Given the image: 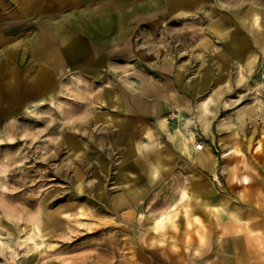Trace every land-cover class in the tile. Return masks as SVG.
Masks as SVG:
<instances>
[{"label":"crops","instance_id":"obj_1","mask_svg":"<svg viewBox=\"0 0 264 264\" xmlns=\"http://www.w3.org/2000/svg\"><path fill=\"white\" fill-rule=\"evenodd\" d=\"M6 1L18 19L0 21V115L12 102L54 99L56 111L82 103L83 114L70 115L82 139L67 147L100 150L103 165L116 160L113 187L100 188L111 210L136 218L149 198L173 202L164 242L149 235L134 264H264V120L247 121L253 115L229 103L236 76L264 54L254 14L240 0H227V18L220 0H118L100 10L28 0L30 16L48 6L51 24L42 17L27 34L24 0ZM185 21L210 22L205 49L155 47L160 28Z\"/></svg>","mask_w":264,"mask_h":264},{"label":"rangeland","instance_id":"obj_2","mask_svg":"<svg viewBox=\"0 0 264 264\" xmlns=\"http://www.w3.org/2000/svg\"><path fill=\"white\" fill-rule=\"evenodd\" d=\"M3 1L0 0V21L12 16L18 19V6ZM117 1L84 0L90 10L113 7ZM220 1V16L227 18L230 6L227 0ZM46 7L37 5L39 11L30 16L33 7L24 0L22 20L28 24L24 32L36 33L31 24L40 23L42 17L51 24V13L42 14ZM239 8L253 13L257 22L253 25L251 21V25L264 31V0H240ZM209 23L166 25V31L160 28L153 38L155 47L182 49L187 54L205 49L201 42L206 40L203 35ZM220 40H212L215 50ZM2 68L0 65V71ZM15 72L19 74L17 68ZM75 91L83 93L82 88ZM233 91L229 103L253 115L245 120L260 124L264 120V54L252 69L236 76ZM62 103L63 107L56 111L54 99L28 100L26 106L12 102L11 113L0 115V235L6 241L8 238L10 247L0 246V264H134L136 253L149 246V235L152 241L164 242L167 223L162 228L158 223L173 202L165 193L149 198V208L143 204L136 218L126 212H113L110 197L101 195L100 188L113 187L116 160L108 157V164L103 165L97 155L100 150L67 147L74 136L82 139V125H74L70 115H82L84 108L82 103ZM91 152L97 157H92ZM34 226L39 229L35 231V243L19 246L18 240L26 237L22 229L30 232Z\"/></svg>","mask_w":264,"mask_h":264},{"label":"bare ground","instance_id":"obj_3","mask_svg":"<svg viewBox=\"0 0 264 264\" xmlns=\"http://www.w3.org/2000/svg\"><path fill=\"white\" fill-rule=\"evenodd\" d=\"M253 22H252V24L253 25H256V22H257V17L254 15V17H253V20H252ZM160 117V116H159ZM160 119V118H159ZM180 136V135H179ZM189 136V135H188ZM174 140H175V138H174ZM183 141V140H182ZM185 141V140H184ZM187 141H189V140H187ZM197 144V143H196ZM187 145V144H186ZM196 147V150H203V147L201 146V145H199V144H197V145H195ZM185 149V148H184ZM187 154V153H186ZM185 154V155H186ZM191 154H192V152H191ZM187 156V155H186ZM192 159V158H191ZM51 219V218H50ZM166 221H168V214L166 215V216H164V218H162L161 220H160V222L158 223V228H162L163 227V224H165L166 223ZM30 230V232H28V230L26 231L25 229H22V231L24 232V234L26 235V237L24 238V239H21V240H18V245L19 246H21L22 244H25V243H27V242H34L35 243V239H36V234H35V231H39V229H38V227L37 226H34L33 228H30L29 229ZM8 238H7V241L6 240H4V237H3V235H0V246L1 247H4V248H10L9 247V244H8Z\"/></svg>","mask_w":264,"mask_h":264}]
</instances>
